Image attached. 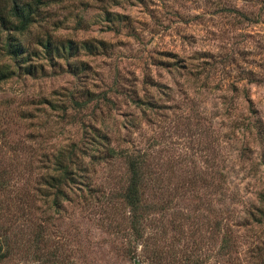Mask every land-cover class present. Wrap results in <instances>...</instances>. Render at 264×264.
I'll return each mask as SVG.
<instances>
[{
  "label": "rangeland",
  "instance_id": "rangeland-1",
  "mask_svg": "<svg viewBox=\"0 0 264 264\" xmlns=\"http://www.w3.org/2000/svg\"><path fill=\"white\" fill-rule=\"evenodd\" d=\"M38 3L1 32L24 52L0 46V264L264 263V0ZM72 146L81 181L53 204Z\"/></svg>",
  "mask_w": 264,
  "mask_h": 264
},
{
  "label": "trees",
  "instance_id": "trees-1",
  "mask_svg": "<svg viewBox=\"0 0 264 264\" xmlns=\"http://www.w3.org/2000/svg\"><path fill=\"white\" fill-rule=\"evenodd\" d=\"M39 1L40 0H14L13 4L10 7V10L7 12V16L4 17L3 14L0 15V39L3 29L10 28L13 29L15 33H22L23 31L27 30L29 25L33 21ZM6 23L10 25L7 27L6 25H4ZM47 39L45 42H42V44L45 46L47 52L49 53L51 50V46L49 44V40ZM99 42L101 44L103 43L102 41ZM73 44L74 42L72 40H66V46H61L62 50H66V47L70 49ZM85 45L89 49L97 47L95 43L90 41H87ZM0 46H3L6 53L12 56H19L24 52L22 43L18 42V40L13 37L12 34L7 35L3 43H0ZM36 66L37 65H35V67ZM26 68L29 70L34 69L33 67L31 68V64ZM11 73L12 69L10 66L4 65V63H0V79L8 77ZM261 162L264 165V154H262ZM81 163L82 160L79 159L73 146L71 148L64 147V149L59 150L55 154L54 167L51 171L47 172L42 179L48 187H53L54 192L51 200L53 204L59 203L62 198L61 196H65L67 190H70L74 186L75 182L81 181L80 177L82 173L80 172V170L83 169V165ZM130 164L132 168V174L126 188L124 189L123 195L124 199L130 206V210H132V212L138 210V213L141 210V207L145 208L147 205L143 204L142 200L141 177L138 173L139 163L132 159L130 161ZM257 211L258 215L255 216L254 219H256L257 222H262L264 220V208L258 206ZM137 216H133L134 218L132 219V221H135ZM3 238L4 235H2V237L0 235V242H5Z\"/></svg>",
  "mask_w": 264,
  "mask_h": 264
},
{
  "label": "water",
  "instance_id": "water-1",
  "mask_svg": "<svg viewBox=\"0 0 264 264\" xmlns=\"http://www.w3.org/2000/svg\"><path fill=\"white\" fill-rule=\"evenodd\" d=\"M137 264H139V263L137 262Z\"/></svg>",
  "mask_w": 264,
  "mask_h": 264
}]
</instances>
